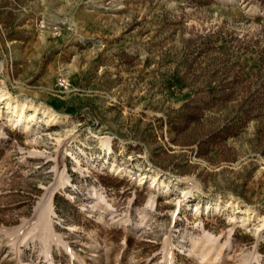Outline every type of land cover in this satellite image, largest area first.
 Listing matches in <instances>:
<instances>
[{
    "label": "rangeland",
    "instance_id": "rangeland-1",
    "mask_svg": "<svg viewBox=\"0 0 264 264\" xmlns=\"http://www.w3.org/2000/svg\"><path fill=\"white\" fill-rule=\"evenodd\" d=\"M50 261L264 264V0H0V264Z\"/></svg>",
    "mask_w": 264,
    "mask_h": 264
},
{
    "label": "bare ground",
    "instance_id": "bare-ground-1",
    "mask_svg": "<svg viewBox=\"0 0 264 264\" xmlns=\"http://www.w3.org/2000/svg\"><path fill=\"white\" fill-rule=\"evenodd\" d=\"M2 100V99H1ZM5 103H6V106L7 107H11V110L13 112V115L11 116L12 120H14V122L16 123H20V124H24L27 121V116L25 115V111H24V108L23 107H20L19 105V100L18 99H13L12 97H8V98H5L3 100ZM21 110V112H20ZM55 117H57V114L56 113H53L52 114ZM96 138H98L100 140V142H106L109 140V138L105 135H101V134H97L96 135ZM108 150L110 151L111 149L108 147ZM77 170H80L82 167L80 166V163H79V166H76ZM66 174L63 178V183L64 184H69L70 181V175H69V172L68 171H65ZM102 197V195H101ZM151 206H154V204H150ZM218 207H216L217 209ZM54 213V203H52L50 205V210L48 211V213L46 214V216L42 217L40 220H39V223H40V227H42L43 225H45L46 223L49 224V227H46V228H43L42 229V233L40 234V236L44 239V241H49L51 237L54 236L55 234V230L53 229L52 227V220H51V214ZM47 224V225H48ZM65 246H67L65 244ZM49 256V254L47 255ZM49 264H51V261L49 262Z\"/></svg>",
    "mask_w": 264,
    "mask_h": 264
}]
</instances>
